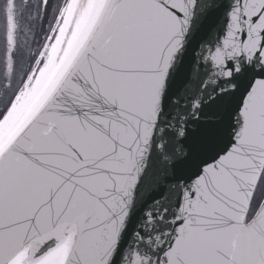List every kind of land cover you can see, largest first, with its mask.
Masks as SVG:
<instances>
[{
  "label": "snow or ice",
  "instance_id": "1",
  "mask_svg": "<svg viewBox=\"0 0 264 264\" xmlns=\"http://www.w3.org/2000/svg\"><path fill=\"white\" fill-rule=\"evenodd\" d=\"M0 264H264V0H0Z\"/></svg>",
  "mask_w": 264,
  "mask_h": 264
}]
</instances>
